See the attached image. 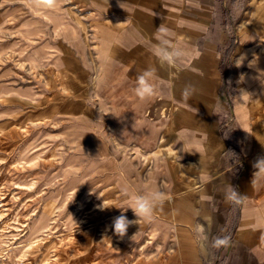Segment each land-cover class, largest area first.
Wrapping results in <instances>:
<instances>
[{
  "label": "rangeland",
  "instance_id": "rangeland-1",
  "mask_svg": "<svg viewBox=\"0 0 264 264\" xmlns=\"http://www.w3.org/2000/svg\"><path fill=\"white\" fill-rule=\"evenodd\" d=\"M94 34L69 0H0V264H162L182 240L155 218L114 233L122 210L136 219L122 188L164 182L152 186L141 109Z\"/></svg>",
  "mask_w": 264,
  "mask_h": 264
},
{
  "label": "crops",
  "instance_id": "crops-1",
  "mask_svg": "<svg viewBox=\"0 0 264 264\" xmlns=\"http://www.w3.org/2000/svg\"><path fill=\"white\" fill-rule=\"evenodd\" d=\"M69 2L83 31L105 37V56L131 89V106L141 109L137 137L152 142L143 148L153 158L147 165L152 186L162 181L168 194L155 219L172 225L173 236L182 239H174L162 264H264V177L252 183L253 162L264 155V0ZM162 23L174 42L199 55L175 67L161 65L153 46ZM149 68L160 95L140 101L133 93L136 77ZM188 84L195 93L185 103L181 92ZM240 90L248 94L240 97ZM128 124L134 140V123ZM231 185L246 195L242 204L225 200ZM226 235L230 247H212Z\"/></svg>",
  "mask_w": 264,
  "mask_h": 264
},
{
  "label": "clouds",
  "instance_id": "clouds-1",
  "mask_svg": "<svg viewBox=\"0 0 264 264\" xmlns=\"http://www.w3.org/2000/svg\"><path fill=\"white\" fill-rule=\"evenodd\" d=\"M49 5L55 3V0H48ZM174 33L171 29L165 26V24H161L158 28H156V32L154 33V39L156 40V44H154V54L158 58L161 65H168L169 67H175L180 63H183L186 58L190 56H198L199 53L194 48H188L178 41H173L172 37ZM245 56H241L239 59L235 61L237 67H240L245 60ZM257 58L253 59L250 62L249 67H253V64L256 63ZM243 76L241 77V81L243 80ZM134 95L140 101H148L151 100L158 95H160V88L157 84V76L154 69H145L141 72L135 81V86L133 88ZM195 93V88L193 85L188 84L185 85L181 92V101L187 102L191 99V97ZM239 96L243 97L245 94H248L246 91L240 90ZM253 180L252 183L255 184L256 179L258 177H264V155H259L253 162ZM122 192L124 194V205L127 206V210L131 209L136 219L130 220L128 217L122 214L115 217L112 223V228L114 229L115 235L123 240L128 236V230L130 227L135 225H139L141 221L144 222H153L155 218L156 210L159 206H162L168 198V194L164 191H161L158 188H154L149 191H145L139 193L134 189L130 188L128 185H125L122 188ZM225 200L240 205L246 199V195L239 192L232 185L229 186L228 189L224 192ZM106 209L104 207V203L100 206V210ZM137 234H134L131 239L133 240ZM199 239L201 241H205L206 236L200 235ZM261 243L264 244V233L261 234ZM232 245V240L230 236L217 237L212 242V247L220 249V248H228Z\"/></svg>",
  "mask_w": 264,
  "mask_h": 264
},
{
  "label": "trees",
  "instance_id": "trees-1",
  "mask_svg": "<svg viewBox=\"0 0 264 264\" xmlns=\"http://www.w3.org/2000/svg\"><path fill=\"white\" fill-rule=\"evenodd\" d=\"M231 50H232V47L228 48L227 50H225V53H224V57H223V62H222V69L225 68L226 66V59H227V56L231 53Z\"/></svg>",
  "mask_w": 264,
  "mask_h": 264
},
{
  "label": "bare ground",
  "instance_id": "bare-ground-1",
  "mask_svg": "<svg viewBox=\"0 0 264 264\" xmlns=\"http://www.w3.org/2000/svg\"><path fill=\"white\" fill-rule=\"evenodd\" d=\"M225 180V179H224ZM157 259V258H156ZM145 261V260H144ZM152 262V261H151ZM139 263V262H138ZM148 264V263H147ZM152 264V263H151Z\"/></svg>",
  "mask_w": 264,
  "mask_h": 264
}]
</instances>
